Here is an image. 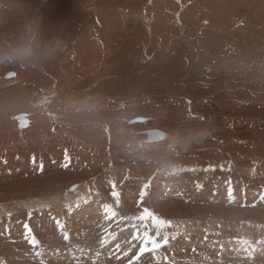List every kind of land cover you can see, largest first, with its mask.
I'll list each match as a JSON object with an SVG mask.
<instances>
[{"label":"rangeland","instance_id":"374dc122","mask_svg":"<svg viewBox=\"0 0 264 264\" xmlns=\"http://www.w3.org/2000/svg\"><path fill=\"white\" fill-rule=\"evenodd\" d=\"M125 3L136 7H110L112 24L106 20L99 31L94 16L107 18L109 8L91 7V24L81 23L68 33L62 51L69 63L72 57H84L86 67L81 72L71 65L70 71L51 80L61 81L67 91L84 86L74 95L59 88L61 97L107 101L78 112L87 120L95 116L102 130L118 123L123 137L114 134L110 149L105 147L107 131L98 132L93 122L82 127L93 132L82 143L65 135L51 140L30 137L32 131L39 134V126L29 122L19 127L15 119L17 114L28 115L27 108L0 115V143H6L0 144V264H40L41 258L28 255L33 249L25 240V225L39 241L37 250H59L58 255L43 257L44 264H157L152 252L141 254L140 249L150 247L146 238L161 241L164 235L169 244L156 250L159 264L165 256L169 264H264V0ZM13 8L6 11L10 14ZM82 29L94 34L84 37L91 45L88 51L78 45L87 34ZM96 41L102 45L95 56L98 63L88 65L87 54ZM190 42L194 50L188 49ZM9 63L23 70L34 65ZM9 63L0 61V85L14 80ZM10 74L12 79L6 78ZM188 101L203 120L189 119ZM98 111L104 118L94 114ZM138 118L147 122L130 123ZM198 128L210 134L186 151L174 149L180 137L191 138ZM147 131H164L166 139L144 144ZM167 152H173L174 164L201 170L167 174L170 169L154 163ZM209 165L215 171H202ZM150 179L153 194L137 206L138 190ZM110 181L121 192L118 206L110 195ZM104 204H111L117 216L106 218ZM144 206L171 226L156 225L150 218L129 219ZM53 218L66 224L68 241L59 236ZM104 237L108 242L101 245Z\"/></svg>","mask_w":264,"mask_h":264},{"label":"bare ground","instance_id":"6f19581e","mask_svg":"<svg viewBox=\"0 0 264 264\" xmlns=\"http://www.w3.org/2000/svg\"><path fill=\"white\" fill-rule=\"evenodd\" d=\"M125 1H130V0H39L35 4H32L33 3L32 1H27V0H19V1H14V2L13 1H2V4H0V43H3V42L11 43V42H13L22 33V31L24 30L26 25H28L29 23H31L33 21L42 22L41 20H43V24H42L43 28L42 27L41 28L43 30V33L46 36H51V35L55 34V35L60 36L62 38L63 42H64L65 37H67L68 33H69V35L73 34L75 32V30H76V27L78 25H80V26L82 25L81 23H84V25H86V26L88 25V27H89L91 22L89 21L90 19H88V15H89L88 12L90 11L91 7H93V6L97 5V4L98 5H104L107 8H109V10L107 11V18L104 17V16L103 17L98 16V14L96 16H94V18H96V22H98V27H94V28H96V30L99 31V29L105 28L104 26L101 27L103 25V22H105L107 20V23H108L110 21V18H111V15H112L110 7H113V6L114 7L127 6V8L128 7H132V8L136 7V5H132L131 3L130 4L125 3ZM209 1H211V0H209ZM28 2H31V3H28ZM13 5H18V7L13 8ZM218 5H219V3H218ZM8 6H12V8H13V12H11L10 14L6 11V9H8ZM139 10H142V9H139ZM91 11H93V10H91ZM89 16H91V15H89ZM93 23H95V22H93ZM109 24H112V22H109L108 25ZM158 26H160V25H158ZM153 28H154V26H153ZM96 30L94 29L95 32H96ZM81 31H83L84 33H87L88 29H82ZM90 31L87 34L82 35V39L80 41L78 40L79 41L78 42L79 48H82V50L88 51L91 48L90 44L86 45L85 42H84L85 35H94L93 31H92V33ZM102 31H103V29H102ZM83 32L81 34H83ZM146 34H148V33H146ZM96 37H97V35H96ZM100 46H102L100 44V41H96L93 51H89L88 52L87 56L90 58V59L88 58L89 59V64L88 65L98 63V57H95V56H96L97 50L100 49ZM187 47H188V49H192V50H194L196 48L195 47L193 49V47H194V43L193 42H190ZM135 48H137V47H135ZM115 52H116V50H115ZM170 52H174L175 54H177L178 51L175 52L174 50H172ZM222 53H224L226 55H229L227 52H222ZM111 57H112V55H111ZM83 58L84 57H78V58L77 57H72L71 58V63L72 64H71L69 62H66L67 58H65V53L61 52L54 60L43 63L44 67L40 66L41 64H37L36 66L38 68L35 69V63H34V65L32 64L33 66H30L29 68H26V70H23L22 67L19 64L13 66L11 63H9L7 61L9 63V68L12 67V69L14 71V74H15V77H14V80L6 81L5 85H0V115H1V117L6 116V115H10L11 113H13L15 111H18V110L19 111L20 110L23 111V110H25V108H27L29 110V114L28 115L27 114H25V115L24 114H17L15 116V119H16L17 116H21V117L16 119L17 120V125L19 127H24L23 126V122L24 121H25L26 125H28V123L30 122L32 125L39 126V134L35 135V133H32L33 132L32 131L30 134H28L30 137H32V138L33 137L34 138L35 137H37V138H39V137L41 138L42 137V138L51 140V139L60 138V137H62V135H65L71 141L73 140V141H79V142L84 143L86 141L83 140V137H84V139L89 141L91 139L90 135L93 132L92 131L84 132L85 130L82 129V127L85 126L86 124L92 123V122H93L92 125H94L96 123V122L94 123L95 116H94V118L92 120H87L85 115L84 114H79L78 111H80L79 109H84L83 107H88V106H90V107H101V106H104L107 101H105V102L104 101H99L100 99L99 100L74 99L71 96H68V97L67 96L66 97L63 96V97H61L59 88H63L64 93H68L69 92L68 94L74 95V94H77L80 91H82L84 89V86L83 85L82 86L77 85V86H79L77 89H73V90L67 91L66 87L63 86V83L61 81H57L55 83L51 81L52 78L55 77L57 74H61L62 72L64 73L67 70H69L71 65H73V67H75V68L79 67L80 68L79 70L81 72H83V70H84L83 66L86 67V65H84L85 62L84 61H83V63L81 62L83 60ZM21 64H23V63H21ZM52 64L56 65V66L54 65L55 66L54 69H51L49 67ZM5 67H7V65ZM80 71L76 72V74L79 77H82L83 74H79ZM167 71H169V69H167ZM95 73H97V71ZM11 75H13V74L6 75V78L9 77V79H12V78H10V77H13ZM92 78H94V77H91L89 80L92 81ZM227 81H228V79H225L223 84H225ZM52 83H54V84H52ZM64 83H65V81H64ZM67 84H69V83H67ZM206 84L205 85L202 84V85L205 87ZM72 85H74V82H72ZM69 86H70V84H69ZM67 88H69V87H67ZM74 88H75V86H74ZM209 91H211V90H209ZM212 91H211V93H212ZM44 92L46 93L45 95H44ZM64 93H62V94H64ZM237 96H238V94H237ZM84 97L85 96H83L81 98H84ZM45 99H47V101H48L47 103L43 102ZM30 103H31V105H30ZM2 104H6L5 105V109L3 108ZM48 105H51V110H49ZM45 108H48V109H46L45 111H41V109H45ZM54 110H55V112H54ZM23 112H25V111H23ZM60 114L64 115L66 120L63 121V118L61 117ZM94 114H102L103 118L105 116V114L102 113L101 111H98V112H96ZM50 115L54 119L51 118ZM47 123H49V124L45 125L44 127H41V125L47 124ZM55 125H58V127H56ZM73 125H77V127L73 128L74 127ZM95 125H96V127L99 126V128H100V129H98L99 130L98 132L102 133V132L107 131V140H106L107 146H105L106 149H110V147H109L110 146L109 145L110 142L115 140L114 139V134L120 133L119 134L120 137H123L122 136L123 130L119 129L120 127H119L117 122H114V125L112 126V130H110V127H107V128L105 127V129L102 130V128H103L102 123L101 124H97L96 123ZM70 126H73L71 130H70V128H71ZM147 132H149V131H147ZM22 134H25V133H22ZM16 135H18V134H16ZM145 143H146V141L144 140V144ZM0 144H6V143L1 141ZM116 157L118 159H120V160H123L126 157V155L117 154ZM77 196H80V195L78 194ZM77 196H75V197H77ZM72 197H74V196H72ZM72 197H70L69 199L71 200Z\"/></svg>","mask_w":264,"mask_h":264},{"label":"snow or ice","instance_id":"6c2138e0","mask_svg":"<svg viewBox=\"0 0 264 264\" xmlns=\"http://www.w3.org/2000/svg\"><path fill=\"white\" fill-rule=\"evenodd\" d=\"M43 102L47 103L48 101H47V99H45ZM188 104H189V119L190 120H203L204 119L203 117L197 116L195 113L192 112L191 107H190L191 101H188ZM146 122L147 121L144 120L143 118H138L135 121H130V123H132V124L146 123ZM144 135H146L148 137V139L146 140V143H148V144H153L155 142L153 138H158L159 141L166 139V133L164 131H150V132L144 133ZM162 168H165V167H162ZM166 168L170 169V172H168L167 174L175 175V176H178L183 172H196V171L201 170V169H196V168H186V167L178 165V164H169L166 166ZM221 170H223V165H221ZM202 171H205V172L215 171V169L211 165H209L208 168L202 169ZM109 183L111 185L110 195L114 198L115 203L118 206L121 203V192L117 190V186H116L115 182L110 181ZM227 183L229 184V187L227 188V197H228L229 201H232L234 199V197H233V189L231 187V181H228ZM152 194L153 193L151 192V179H150L147 183H144L139 188L138 199L135 201V203L137 204V206H140L143 202H145L146 198L150 197ZM261 199H264V196H261ZM78 206L79 205H77V207ZM67 207H68L69 214H71V212L73 211L72 207L70 205ZM103 208H104V213H105L106 218H111V217L117 216V212L113 210L111 204H104ZM149 218L156 225L171 226L170 222L161 220L147 206H144L142 208V211L140 212V214L138 216L129 217V219H139L141 221H144V220L149 219ZM53 219L55 222V227L60 230L59 236L64 241H68L70 233L67 230L66 224L64 222L60 221L59 219H56V218H53ZM24 227L27 230L26 234H25V240L32 246V249H33L32 253H30L28 255L41 258L40 264H44L43 257L59 254V250H52V251H48V252H46L43 248H39V250H37L38 245H39V241L37 240V238L34 235L31 234L32 230L30 228H28L27 225H25ZM157 236H159V232H157ZM172 239L173 240L175 239V235L172 236ZM107 242H108L107 237L102 238L100 241L101 245H104ZM145 243L146 244L150 243V247H141L140 253L143 254L145 252H152L153 257L157 260V264H159V260L161 258L156 256V250H158L161 247L169 244V236L164 235L163 239L161 241H157L156 239L146 238ZM237 243L241 244V245L248 244L247 241H237ZM245 251H247V249H245ZM137 258H139V257H137ZM163 261H164V264H169V260H168L167 256L163 257ZM172 264H174V261L172 262Z\"/></svg>","mask_w":264,"mask_h":264},{"label":"clouds","instance_id":"9594fccd","mask_svg":"<svg viewBox=\"0 0 264 264\" xmlns=\"http://www.w3.org/2000/svg\"><path fill=\"white\" fill-rule=\"evenodd\" d=\"M64 42L58 35L46 36L39 22H31L11 43H0V61L26 64H43L54 60L63 50ZM210 133L207 129L198 128L196 134L180 137L174 143L175 150H188ZM158 166L174 164L173 152H167L154 160Z\"/></svg>","mask_w":264,"mask_h":264},{"label":"water","instance_id":"95a60500","mask_svg":"<svg viewBox=\"0 0 264 264\" xmlns=\"http://www.w3.org/2000/svg\"><path fill=\"white\" fill-rule=\"evenodd\" d=\"M19 117H21V116H17L16 119L19 118ZM23 126H24V127L26 126L25 121L23 122ZM149 132H150V131H149ZM145 133H147V132H145ZM147 139H148V137L146 138V140H147ZM153 139H154L155 142H158V141H159L158 138H153ZM146 140H145V141H146Z\"/></svg>","mask_w":264,"mask_h":264}]
</instances>
